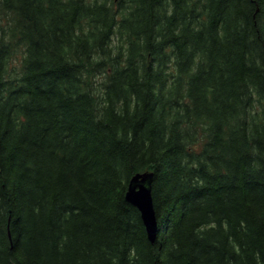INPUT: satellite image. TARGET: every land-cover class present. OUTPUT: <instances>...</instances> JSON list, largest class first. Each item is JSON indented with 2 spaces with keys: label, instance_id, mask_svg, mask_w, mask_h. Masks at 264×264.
<instances>
[{
  "label": "trees",
  "instance_id": "1",
  "mask_svg": "<svg viewBox=\"0 0 264 264\" xmlns=\"http://www.w3.org/2000/svg\"><path fill=\"white\" fill-rule=\"evenodd\" d=\"M0 264H264V0H0Z\"/></svg>",
  "mask_w": 264,
  "mask_h": 264
},
{
  "label": "water",
  "instance_id": "2",
  "mask_svg": "<svg viewBox=\"0 0 264 264\" xmlns=\"http://www.w3.org/2000/svg\"><path fill=\"white\" fill-rule=\"evenodd\" d=\"M153 172L136 173L130 180L126 198L141 212L147 234L154 241L158 232V218L153 198Z\"/></svg>",
  "mask_w": 264,
  "mask_h": 264
}]
</instances>
